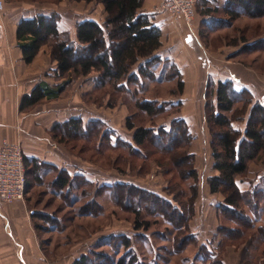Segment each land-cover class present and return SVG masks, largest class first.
Instances as JSON below:
<instances>
[{
  "label": "rangeland",
  "instance_id": "rangeland-1",
  "mask_svg": "<svg viewBox=\"0 0 264 264\" xmlns=\"http://www.w3.org/2000/svg\"><path fill=\"white\" fill-rule=\"evenodd\" d=\"M14 1L34 2L42 9L62 11L63 14L69 16H71L72 6L74 8L83 7L77 5V2L73 0ZM88 6L89 13L104 22L106 17L104 6L95 1L90 2ZM205 8H201V11H204ZM214 16L215 18L224 17L222 13H216ZM186 23L188 22L186 21ZM199 31L202 41L201 48H207L212 60L220 66L217 68L220 71H233L240 75L243 81L233 82L235 88L238 91L249 89L254 97L253 100L261 101L264 104V17L241 16L218 30H207L203 34L200 26ZM165 38L169 45L175 43L170 35H166ZM249 44H254V46H248ZM48 46L50 47V45ZM199 56L200 48L197 47L193 56L196 69L187 66L184 74L180 72L181 68L177 65H171L173 61L161 58L162 61L154 68V71L156 76L162 80L145 82L143 88L139 87L140 91L138 90V95L135 98L126 90L115 91L109 84L102 89H96L92 79L98 75L97 72H93L87 78L82 76L76 79L61 97V99L71 97V107L81 108V114H84L85 117L90 118L94 114L103 117L108 123L119 128L122 132L120 134L118 131V133L123 140H132L135 132V129L129 130L126 126L128 117L136 126L144 125L152 128L169 125L179 116L186 118L192 132L189 150L195 154V167L198 169L200 177L199 195L194 203L193 217L189 222L188 230L178 231L165 222L163 217L153 215L163 209L154 194L171 200L173 204L187 211L185 204L190 196V185L193 181L182 179L178 174L177 167L186 172L190 165L188 159L181 155L179 150L178 154L174 155L175 166L170 163L171 171H167V167L166 169L160 167L159 163L160 160H170V157L160 153L155 149V146H148L147 151L152 150L153 154L145 157L144 160L142 157L132 155L126 148L112 147L106 136H103L102 125L94 135H79L68 129L55 130V138L60 145L67 149L68 153H66L69 158L88 168L95 178L98 175L105 177L106 185H110L113 180L118 179L133 183L135 186H132L131 190L130 188L122 189L120 199L117 201L110 193L99 189L98 184H85L77 180L72 189L59 192L51 181L54 174L41 184L32 183L35 180L32 174H29L30 185L24 201L20 202H27L38 214L33 218V222L39 226L40 239L46 246L47 254L73 252L74 256H79L82 252H86L97 258L96 253L100 252L103 254H100L101 260L99 259L97 263L118 264L116 261L121 256H126V248L120 245V237L126 236L132 241L131 250L143 264L146 262L150 264L152 258L158 254V264H185L183 261L186 258H189L186 264H194L196 261L194 262L193 259L198 251L200 261L197 264H211L212 261L201 262L202 258L222 259L223 262L220 264H264V243L257 241L251 246L248 242L253 235L264 232L263 230L258 232V227L247 230L246 235L241 239L232 242L227 240L220 249H217L216 254L211 253L215 248L210 251L207 248L199 250L198 247L201 240L208 238V242L213 240V234L202 233L211 230L212 227L214 229L215 223L218 225L222 223L226 229L238 226L225 218L219 220L218 214L216 216L214 212V204L218 203L217 199L213 201V212H211L208 199L212 194L208 187L203 186L207 177L213 172L212 131L207 117L213 103L216 104L217 101L215 85L208 82L209 75L201 65V61L197 59ZM180 79L184 82L182 93L178 92ZM129 87L134 92L135 85L130 84ZM145 97L158 100L159 104H163V106L169 101L172 104H167L162 113L150 118L146 113L140 111L135 103ZM179 101L180 104H178ZM242 107V102L237 103L235 115L248 119L251 106L244 114L240 113ZM86 120H83L84 126L91 121L87 118ZM234 123L242 131L245 130L246 121L238 120ZM118 133L116 132L117 136ZM112 141L115 142L116 137H113ZM179 149L182 150L183 147ZM261 176H264V158L251 162L247 175L238 177V185L242 190H247L251 183H257ZM181 190L185 192L184 196L178 195ZM216 196L220 199L224 198L221 194ZM182 201L186 203L183 204ZM138 207L143 209L142 219H148L153 223L151 229H142L141 231L135 229L133 208ZM89 212L95 216L86 215ZM40 214L47 215L49 219L47 221L42 219ZM170 218L179 224L183 223L182 218L175 215ZM200 227L203 229L201 230ZM197 230L201 231L198 233V237L200 236L201 239L199 238L200 240L197 242L191 240L192 242L187 244L189 239L186 234ZM165 234L168 238L167 241L161 240V235ZM231 235L236 237L237 232L234 231ZM259 236L261 237V235ZM186 238L188 239L185 243L186 247L180 249V242ZM255 244H257V248ZM176 250H179L178 253ZM247 255L248 260L246 259ZM124 259L123 262L127 264L128 256Z\"/></svg>",
  "mask_w": 264,
  "mask_h": 264
},
{
  "label": "trees",
  "instance_id": "trees-1",
  "mask_svg": "<svg viewBox=\"0 0 264 264\" xmlns=\"http://www.w3.org/2000/svg\"><path fill=\"white\" fill-rule=\"evenodd\" d=\"M73 1H85L88 3L95 1L102 4L106 13L104 22H99L96 19H86L78 22L74 39L70 31L60 30L59 20L61 15L58 12H53L50 15L39 14L32 18H24L18 24V46L22 50L25 62H33L41 47L50 45L52 57L57 61L56 80H62L55 85H50L46 82L39 83L30 93L24 95L20 106L21 111H29L45 100L60 99L66 89L76 79L82 76H90L93 72L98 73L94 77V87L96 89H102L109 84L112 85L115 91L126 90L129 94H132L133 98L138 95L139 87L143 88L145 82L162 80L159 79V76H156L154 68L162 61L161 57L155 55V53L162 46L163 31L154 22L153 14L142 11L145 0ZM207 11L208 13L212 12L210 8ZM216 13H222L224 17L215 18L214 14ZM241 16L249 18L264 17V0H225L222 6L213 8V18L203 19L201 29L203 34L207 30L215 31L226 24H231ZM248 46H254V44H249ZM171 65L176 64L172 62ZM208 82L211 85H215L217 102L216 104L213 103V107L210 108L207 117V122L212 131V168L215 174H210L207 177L206 186L212 195L221 194L224 197L220 199L217 196L218 199H215L218 203L214 204V208L217 211L219 220L220 218H225L238 225L236 228L227 227L226 229L221 223L215 228L213 240L211 239L208 242L209 244L200 246L198 244L199 250L207 248L212 251L211 249L215 248L211 253L216 254L217 249H220L224 242L226 243L227 240L232 242L243 238L247 230L258 227V232L264 231V176H261L257 183L252 182L247 190H242L238 185V177L247 175L251 162L264 158V104L258 100L254 101L252 92L249 89L238 91L233 81L215 82L212 78H209ZM130 84L135 85L134 92L130 89ZM183 89L184 82L180 79L178 92L182 93ZM239 102L243 103L242 111L240 112L242 114L251 106L248 119L246 117L243 119L240 115L236 117L235 111H237V108L235 107ZM135 103L138 109L146 113L150 118L162 113L166 109L165 106L167 104H172L169 101L163 106V104H159L158 100H151L146 97ZM178 104H180V101ZM238 120L246 121L244 131L235 126L234 122ZM100 125H102V128ZM126 126L129 130L135 129L132 140H123L119 133L117 136V131L101 119H93L88 125L84 126L81 118H72L66 123L57 124L55 130L68 129L79 135H94L100 130V127L103 136H106L108 143L112 147L126 148L129 153L142 157L144 160L145 157L153 154L152 150L147 151L149 149L148 146L153 145L160 153L170 157V160H160L159 163L160 167H165V169L167 167V171H171V168L169 169L171 164L175 166L174 155L180 151L179 153L188 159L190 165L186 172L177 167L178 174L182 179H191L193 181L190 185V196L187 204H185V206L187 205V211L173 204L171 200L153 193L155 198L162 204L161 208H163L158 213L156 212L157 214L153 213V215L163 217L165 222L175 227L178 231L182 229L188 230L189 222L193 217L194 203L199 195L200 181L199 171L195 167V154L189 150L191 143L189 140H192V132L188 121L186 118L179 116L172 120L169 125L152 128L144 125L136 126L128 117ZM113 137H116L115 142L112 141ZM182 147V150L179 149ZM25 163L28 189L30 185L28 175L31 170L28 169L29 162L26 156ZM77 180L85 184H96L85 178V176H70L67 172L60 171L53 182V186L59 192H63L65 189L69 191ZM132 186H135V184L120 180L112 182L110 185H100L98 188L105 193H110L111 196H114L119 201L121 190L126 188L131 190ZM179 192L178 195H185L184 191L181 190ZM181 203L184 204L186 202L182 201ZM142 210V207L133 208L135 215L134 226L137 231L142 229L149 230L151 229V224H153L148 219H142ZM90 214L95 216V214L90 212L86 213V215ZM37 215L35 212L32 216L35 218ZM174 215L180 219L182 218L183 223L179 224L170 218ZM39 216L42 219H46V221L49 219L47 215L40 214ZM35 228L39 232V226L35 224ZM234 231L237 232L236 237L231 235ZM186 235L189 239L187 244L192 242L191 240L193 242L199 241L197 232L191 231V233ZM120 239V245L126 248V256H121L116 263L126 264L123 261L128 256L127 264H143V262L139 261L135 252L131 250V239L126 236H121ZM188 239L186 238L180 242V249L186 247L185 243ZM161 240H168L166 234L161 235ZM257 241L264 243V232L255 234L248 240L251 246ZM41 243H43V248L46 247L42 240ZM255 247L257 248V244H255ZM179 250H176V253ZM100 254L103 253L97 252V258H94L90 256V253L82 252L74 259L72 264H102L100 262L97 263L101 257ZM199 254L198 251L194 257L195 259H193L194 262L196 261L194 264L200 261ZM158 256L159 254L152 258L149 263L158 264ZM188 259L186 258L183 262L186 264ZM246 259H249L248 255ZM201 262L220 264L223 260L202 258Z\"/></svg>",
  "mask_w": 264,
  "mask_h": 264
},
{
  "label": "crops",
  "instance_id": "crops-1",
  "mask_svg": "<svg viewBox=\"0 0 264 264\" xmlns=\"http://www.w3.org/2000/svg\"><path fill=\"white\" fill-rule=\"evenodd\" d=\"M2 1L3 10L0 11V141L2 138L21 141L29 162L30 174L35 180L32 183H44L54 174V178L51 180L53 183L59 172L65 171L70 176H85L98 186L105 184V177L98 175L95 178L88 168L69 158L67 149L60 145L55 138V127L72 118H81L84 121L87 118L88 120L101 119L121 134L122 131L119 128L108 123L103 117L94 114L90 118L85 117L84 114H81V108L71 107V97L45 100L29 111L20 110L24 95L30 93L39 83L46 82L55 85L62 80H56L57 61L53 59L51 48L48 45L41 47L33 62H25L22 50L18 46L17 28L19 22L24 18H32L39 14L50 15L53 12H58L61 15L60 30L70 31L74 39L78 22L96 19L89 13V3L76 1L77 5L83 7L74 8L72 6L71 10L69 9L71 11V16H69L63 14L62 11L42 9L34 2ZM161 2L162 0H145L142 7L143 12L153 14L154 22L163 31L162 46L155 55L173 61L181 68L180 72L184 74L187 66L196 69L193 56L194 50L198 47L200 56L197 59L207 70L209 78L215 82L243 81L241 76L233 71H220V66L212 60L207 48H201L202 41L199 36L201 23L203 19L213 18V7L222 6L225 0H199L192 23H186L184 18L175 19L167 13H154L155 7ZM203 7L206 8L201 11ZM209 8L212 10L211 13L207 11ZM166 35H170L175 43L169 45L165 40ZM92 80L94 82V77ZM212 171L211 174H215V171ZM115 181L120 180H113V182ZM203 186L207 187L205 182ZM215 199H218L216 195H210L208 199L211 212H213ZM35 212V209L31 208L27 202L19 201L0 205V264H72L77 257L73 252L47 254L33 222L32 215ZM214 212L217 216L215 208ZM214 226L217 227L218 224L215 223ZM215 227L202 234H213ZM196 232L198 234L201 231L197 230ZM208 239L201 240L199 246L209 244Z\"/></svg>",
  "mask_w": 264,
  "mask_h": 264
},
{
  "label": "built area",
  "instance_id": "built-area-1",
  "mask_svg": "<svg viewBox=\"0 0 264 264\" xmlns=\"http://www.w3.org/2000/svg\"><path fill=\"white\" fill-rule=\"evenodd\" d=\"M199 0H162L154 13H167L175 19H194ZM3 1L0 0V11ZM25 151L21 141L2 138L0 141V205L24 201L27 189Z\"/></svg>",
  "mask_w": 264,
  "mask_h": 264
}]
</instances>
